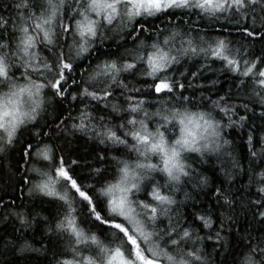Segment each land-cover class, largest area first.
Wrapping results in <instances>:
<instances>
[{
    "label": "snow or ice",
    "instance_id": "snow-or-ice-1",
    "mask_svg": "<svg viewBox=\"0 0 264 264\" xmlns=\"http://www.w3.org/2000/svg\"><path fill=\"white\" fill-rule=\"evenodd\" d=\"M193 16L223 20L228 34L184 27L183 17ZM160 17L168 26L148 27ZM233 31L243 41L230 39ZM108 42L114 50L101 51ZM194 57L206 63L178 70ZM212 63L247 103L237 104L232 88L196 94L192 79ZM249 104L264 118V0H13L0 15V161L9 164L0 170L14 191L51 198L55 207L41 222L57 242L52 264H215L209 241L227 244L232 264H264V229L256 236L245 230L233 245L222 235L226 227L231 233L232 215L205 209L189 221L176 199L190 184H212L220 207L234 214L239 203L264 224V133L249 131L240 156L224 134L244 127L248 117L237 109L251 112ZM57 130L103 146L93 153L101 166L66 160ZM214 162L226 181L235 182L234 171L247 177L246 203L195 166L214 171ZM184 199L193 197L185 192ZM0 209V219L15 217L22 228L40 216L34 204L10 196H0ZM4 242L32 247L23 235Z\"/></svg>",
    "mask_w": 264,
    "mask_h": 264
},
{
    "label": "trees",
    "instance_id": "trees-1",
    "mask_svg": "<svg viewBox=\"0 0 264 264\" xmlns=\"http://www.w3.org/2000/svg\"><path fill=\"white\" fill-rule=\"evenodd\" d=\"M2 3L8 4V9L5 10L2 6ZM0 3V15H8L12 11L13 0H2ZM179 16L180 13H177ZM175 19V18H174ZM184 27H198L201 31V35L207 36H217V35H227V32H222L223 29H227L228 25L225 24L223 20L217 22L215 20L204 19L197 20L196 17H183ZM177 24L181 23V20L175 21ZM166 27L168 26L165 23V18L160 17L158 19L149 20L148 27ZM150 33H145L142 38H147ZM230 39L234 41H243V37L240 33L233 31L232 35L229 36ZM119 42V41H118ZM257 50L260 47V41H255ZM125 47H132L131 42L124 45ZM104 49L114 50V45L111 42L106 43L103 46ZM99 54V53H97ZM103 58V57H101ZM93 63L95 61L93 60ZM206 63L202 57H194L192 59H186L182 62L181 65H178L177 68L179 71H184L185 68L189 71H197L200 64ZM87 61H84L81 66H86ZM187 75V73H186ZM79 78V74H77ZM128 79H132L129 77ZM213 81H218L213 85ZM192 83L196 85V94L199 96L201 93L204 95H209L210 92L218 91L223 94L228 88L233 89L234 95L239 96L240 98L236 100L237 104L247 103L248 99L243 92L237 91L233 86L231 75L227 72L221 70V65L219 63H212L210 67H204L199 69V75L197 78L192 79ZM188 94V93H186ZM101 108L103 105H99ZM249 108H252L253 111L245 113L243 108H238L237 111L241 115H247L248 119L245 121L244 127H230L225 129V136L227 139L232 141V145L229 150H234V154L237 156L247 154V133L251 130L254 131V136H258L264 133V118L261 117V109L258 105L249 104ZM75 114V113H73ZM55 113L47 117L49 123H51ZM235 119V117H234ZM43 123V121H41ZM50 129L46 128L44 131H49ZM60 139L56 141L57 145L60 147L62 153L67 159H74L79 161L82 165L85 161H88L89 165L93 168L100 167L101 165L96 163L93 160L94 151H103V146L97 147V144L94 140H89L86 136L81 133L68 134L64 133L62 130H57ZM27 136V133H25ZM12 165L15 164V160L11 157L8 158ZM226 159V158H225ZM215 168L214 171L209 169L213 167L208 163H204L202 166L200 164L195 165L199 170L212 177L213 183L219 185L221 181H225V187L231 186L232 190L237 193V201L245 202L248 197V189L246 188L247 177L242 173H236L234 171V183L231 181H226L225 177L220 172V163L214 162ZM0 166L3 169H7L9 164L5 161H0ZM77 172L87 171V168H77ZM7 177L6 171L0 170V196H3L6 200L9 196L15 200L16 204H34L35 211L40 213V216L36 217V221L32 224L31 227H21L18 220L15 217H8L7 220L0 219V264H52L53 253L57 251L55 244L57 243L55 237H50V234L45 231V224L42 223V217L49 216V212L55 206L50 205L47 201L51 198L44 197L40 194H32L31 196L28 193L27 188L22 190L17 189L13 190L15 185L10 186ZM195 178L192 181V184H195ZM212 184L208 187L200 189H193L191 184L186 186L183 191H178L176 193L177 201H182L179 208V212L186 216L189 221H192L194 217L191 215L193 212H202L205 209H208L216 214L225 213L227 215L233 216V223L228 227H231V233H229L228 228L222 235L226 237L233 245L236 243L237 236L244 232L245 230L252 233L253 236L259 234L261 229H264V224L260 223L258 219H253L251 212L245 210L244 207H241L238 203L235 207V213L228 212L227 209L220 207L215 198L211 196ZM255 191V188L252 189ZM5 192L9 195L5 196ZM189 192L193 199L185 200L184 193ZM13 207V205H9ZM6 215L3 209H0V216ZM215 218V216H214ZM218 222V221H217ZM198 226V225H196ZM14 229H19V231L14 232ZM239 230V231H238ZM23 235L31 243L32 247L24 251H18L19 243H10L5 244V240L16 241L17 237ZM207 250L212 255L215 264H232L234 252L230 249L227 244H224L221 247H217L214 241H209L206 243Z\"/></svg>",
    "mask_w": 264,
    "mask_h": 264
}]
</instances>
